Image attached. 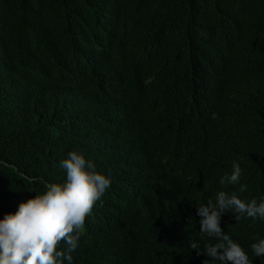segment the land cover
Wrapping results in <instances>:
<instances>
[{
  "label": "trees",
  "instance_id": "obj_1",
  "mask_svg": "<svg viewBox=\"0 0 264 264\" xmlns=\"http://www.w3.org/2000/svg\"><path fill=\"white\" fill-rule=\"evenodd\" d=\"M73 151L111 184L72 264H219L197 207L264 199V0H0V219ZM220 227L264 264V220Z\"/></svg>",
  "mask_w": 264,
  "mask_h": 264
},
{
  "label": "clouds",
  "instance_id": "obj_2",
  "mask_svg": "<svg viewBox=\"0 0 264 264\" xmlns=\"http://www.w3.org/2000/svg\"><path fill=\"white\" fill-rule=\"evenodd\" d=\"M60 167L66 172L64 183L49 184L43 195L20 203L14 214L0 219V264H72V253L85 232V219L111 180L75 151L60 162ZM240 177V164L233 162L231 174L225 173L219 183L237 185ZM239 191L243 193L247 187L240 184ZM229 212L235 214L237 222L241 218L264 220V199L245 202L235 192L219 191L215 203L209 199L206 205L198 206L200 232L217 241L205 246L204 253L219 264H250L244 249L220 227L222 214ZM190 247L196 249L198 245L192 243ZM251 250L256 257H264V239L253 243Z\"/></svg>",
  "mask_w": 264,
  "mask_h": 264
}]
</instances>
